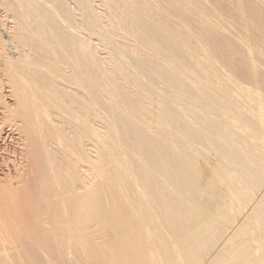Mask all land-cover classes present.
<instances>
[{
	"label": "bare ground",
	"instance_id": "obj_1",
	"mask_svg": "<svg viewBox=\"0 0 264 264\" xmlns=\"http://www.w3.org/2000/svg\"><path fill=\"white\" fill-rule=\"evenodd\" d=\"M0 264H264V0H0Z\"/></svg>",
	"mask_w": 264,
	"mask_h": 264
}]
</instances>
